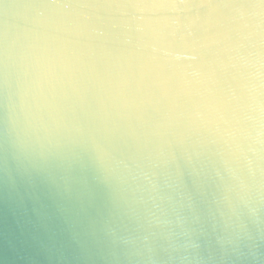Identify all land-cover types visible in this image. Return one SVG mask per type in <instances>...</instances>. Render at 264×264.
<instances>
[{"label": "clouds", "instance_id": "obj_1", "mask_svg": "<svg viewBox=\"0 0 264 264\" xmlns=\"http://www.w3.org/2000/svg\"><path fill=\"white\" fill-rule=\"evenodd\" d=\"M0 264H264V0H0Z\"/></svg>", "mask_w": 264, "mask_h": 264}]
</instances>
